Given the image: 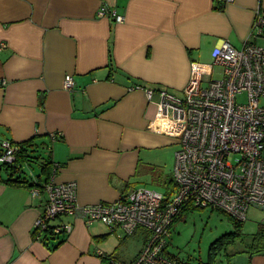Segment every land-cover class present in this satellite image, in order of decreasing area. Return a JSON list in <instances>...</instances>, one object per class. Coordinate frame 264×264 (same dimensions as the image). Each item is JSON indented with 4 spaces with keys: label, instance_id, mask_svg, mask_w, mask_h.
Masks as SVG:
<instances>
[{
    "label": "crops",
    "instance_id": "crops-1",
    "mask_svg": "<svg viewBox=\"0 0 264 264\" xmlns=\"http://www.w3.org/2000/svg\"><path fill=\"white\" fill-rule=\"evenodd\" d=\"M105 6L124 22L100 18ZM259 11L264 0H0V144H29L39 170L56 163V182L76 183L81 206L113 203L155 182L157 168L172 195L164 167L178 139L156 120L159 92L181 98L193 64H213L224 42L240 50ZM253 42L264 48V35ZM43 201L0 183V264H128L145 245L143 230L125 238L74 216L53 221L73 229L46 244L34 236ZM237 253L264 264V253Z\"/></svg>",
    "mask_w": 264,
    "mask_h": 264
},
{
    "label": "built area",
    "instance_id": "built-area-1",
    "mask_svg": "<svg viewBox=\"0 0 264 264\" xmlns=\"http://www.w3.org/2000/svg\"><path fill=\"white\" fill-rule=\"evenodd\" d=\"M216 1L227 6L235 0ZM98 15L117 24L125 20L106 6ZM254 20L251 38L240 50L224 42L213 64H193L182 99L159 92L156 120L175 134L180 146L174 157V193L138 187L113 203L81 206L76 183L59 184L55 173L45 182L31 176L37 184L31 196L44 200L34 229L39 240L53 221L74 216L87 226L104 224L112 235L118 230L125 236L139 229L147 232L144 247L128 264H185L166 248L175 220L187 207L216 209L242 223L250 209L264 211V48L253 42L264 35L260 11ZM63 87L72 91L73 77L66 76ZM152 93L147 91L149 97ZM243 96L242 104L238 100ZM0 149V165H14L21 146L3 140ZM72 229L71 224H61L53 235H68Z\"/></svg>",
    "mask_w": 264,
    "mask_h": 264
},
{
    "label": "rangeland",
    "instance_id": "rangeland-1",
    "mask_svg": "<svg viewBox=\"0 0 264 264\" xmlns=\"http://www.w3.org/2000/svg\"><path fill=\"white\" fill-rule=\"evenodd\" d=\"M184 96L181 97V99ZM245 101V97H241L238 102ZM264 103V102H263ZM178 143L170 149V155L166 158L165 170L173 175L175 164V152L179 149ZM172 152V153H171ZM155 182L149 180H141L140 186L146 189L164 192V186L161 179L163 173L158 168L155 169ZM23 171L26 176L38 177L40 170L35 165L32 169L24 166ZM165 171V172H166ZM33 174V175H32ZM171 179V178H170ZM170 181V180H169ZM173 187V185H172ZM264 221V211L250 209L248 211L247 221L242 223L240 227V239L242 240L237 245L230 246L225 251H218L215 255L212 264H243L238 259V251L244 249L245 243L249 242L252 234L258 230L260 222ZM171 236L168 239V253L175 259H179L185 264H208L210 261V247L212 243L225 234L237 231L231 218L218 210L214 209H195L188 211L184 219L177 222L171 229ZM242 256V255H241ZM245 263V262H244Z\"/></svg>",
    "mask_w": 264,
    "mask_h": 264
},
{
    "label": "trees",
    "instance_id": "trees-1",
    "mask_svg": "<svg viewBox=\"0 0 264 264\" xmlns=\"http://www.w3.org/2000/svg\"><path fill=\"white\" fill-rule=\"evenodd\" d=\"M20 146H21V151L18 154V156L16 158V162L14 163V165H6V164H4L2 166L0 165V183L9 184L12 186H19V187H23V188L31 190V189H33V186H36L37 184L32 182L31 177L26 176V172L23 171V167L28 162L27 163L28 166L30 167V169H32L33 166L37 164V161H39L40 157H35L31 153L29 154V151H28L29 144L26 145V147L22 146V145H20ZM0 151H1V149H0ZM0 155H1V152H0ZM43 161H45V160H43ZM57 170H58V165L56 163L46 162V164H42L40 172L38 174L39 176L37 178H38V180L42 179L41 181L44 180V182H45L46 180H48L51 177V174H53V173L56 174ZM3 172L8 174V177H9L8 180L2 179L1 174H3ZM166 194H168L169 196L171 195L170 193H166ZM193 210H195V208L187 207V209H185L177 217L172 228L175 226V224L177 222L184 219V216L187 214L188 211H193ZM229 217L233 221L235 228H237V231L233 232V233L225 234L223 237L216 239L212 243V245L210 247V251H209L211 262H209L208 264H212L213 259H214L215 255L217 254L218 251L219 252L221 250L225 251L230 246L237 245L238 242L242 241V240H239L240 236H241L239 231L241 229L240 227L242 226V222L234 220L231 216H229ZM54 227L51 226L47 232H44V234H43L44 237L42 238L41 241H43L46 244L47 243L50 244V242H52V241L54 243L58 242L55 245V247H58L60 244H62L67 239L68 235H65L64 233L61 235L60 234L59 235H53V228ZM139 230H142V229H139ZM139 230L135 231V233L133 235H127V236L124 235V236H125V238L132 237V236L136 235ZM37 235H38V233L36 231H34V236H36V238L38 239ZM167 248H168V246H167ZM167 248H166V253H168ZM243 251H245L248 255L264 253V221L260 222V224L258 225V230L256 231V233L251 235L249 242L245 243ZM106 257L108 259L113 258L112 256H106ZM175 260H179V259L177 258Z\"/></svg>",
    "mask_w": 264,
    "mask_h": 264
}]
</instances>
